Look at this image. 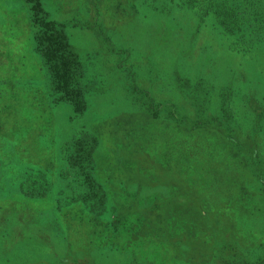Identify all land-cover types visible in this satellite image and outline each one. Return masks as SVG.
<instances>
[{
    "label": "rangeland",
    "instance_id": "obj_1",
    "mask_svg": "<svg viewBox=\"0 0 264 264\" xmlns=\"http://www.w3.org/2000/svg\"><path fill=\"white\" fill-rule=\"evenodd\" d=\"M152 3L156 7L141 6L139 0H40L81 66L80 109L57 100L49 90L32 38L28 4L0 0V200L10 205L0 213V246L2 234L10 237L12 231L5 218L15 213L11 219L16 225L38 223L63 234L64 241L56 248L60 256L63 250L66 256L95 246L102 252L117 251L105 257L115 258L116 264L128 263L130 256L142 264H264L263 195L256 192L258 183L251 180L243 153L230 152L233 146L225 142V130L214 135L178 131L172 116L161 112L152 118L141 108L145 91L156 101L177 104L188 101L181 95L183 86L201 85L205 104L224 91L231 115L222 106L221 116L234 119L236 133L249 134V149L257 148L256 154L264 158V120L259 128L249 109L258 107L264 117V64L261 70L228 50L209 28L198 29L194 12L176 5L178 0ZM215 106L213 102L211 108ZM83 131L94 138L93 169L108 205L126 203L131 208L121 228L112 233L102 231L103 223L81 220L76 209L69 212V206L56 203L71 198L83 185V178L75 170L68 172L59 154L70 136ZM158 136L161 142H156ZM166 147L170 153H165ZM177 150L186 160L184 173L178 169L181 158L174 160ZM130 157L148 164L141 179L121 167L122 158ZM196 166H201L200 171ZM36 173L46 175L47 196L20 199L18 184ZM171 187L176 193L168 197ZM57 192H62L61 197ZM152 195L160 196L158 206L169 203V227L181 233L176 239L144 244L151 233L138 239L132 235L134 225L148 219L144 204ZM43 247V253L50 251ZM38 248L39 243L33 242L25 253L35 255ZM221 256L229 263L219 262ZM0 264L7 263L0 259Z\"/></svg>",
    "mask_w": 264,
    "mask_h": 264
},
{
    "label": "trees",
    "instance_id": "obj_2",
    "mask_svg": "<svg viewBox=\"0 0 264 264\" xmlns=\"http://www.w3.org/2000/svg\"><path fill=\"white\" fill-rule=\"evenodd\" d=\"M29 6L30 11V23L34 28L32 38L35 43V50L39 57L42 59L45 72L49 78V90L52 95H56V99L59 101L72 102L74 105L83 109V96L79 85V79L81 77V66L76 59L75 54L71 52V48L67 43L66 37L60 26L52 21L46 13L42 10L40 0H24ZM141 6L149 5L153 6V0H139ZM172 1V0H169ZM179 3L185 9L191 10L195 14L197 21V28H209L214 32L220 40L226 45L228 50L240 55L242 58L248 60L251 64L262 67L264 64V0H178ZM159 9L163 10L158 5ZM195 86V87H194ZM193 87L183 86L182 97H187L184 104H177L172 101L159 100L149 92H142L144 97L142 110L150 117H158L161 112H165L167 116H172V120L176 122V130L179 131H196L204 130L211 132L212 135L216 134L220 129H224L225 142L233 146L230 152L234 156L241 155L244 159L246 166L251 172V180H255L258 185L259 195H263L264 199V158L260 157L257 148H250L249 134L245 132L241 134V137L236 133L234 129L236 123L234 119H226L225 116H221L222 106H225V111L230 110L226 104V92L222 91L214 96H211L214 100H208L206 103V92L202 90L201 85H194ZM137 88V87H135ZM231 89L227 88L226 91ZM231 92V91H230ZM254 99H256L254 97ZM213 102L217 103L215 108H211ZM258 103V101H254ZM162 107V108H161ZM250 111L254 113L252 121L257 123L259 128L261 127V112H257L258 107L250 106ZM139 108V109H141ZM151 110V112H149ZM75 111V110H74ZM206 113H210L209 115ZM190 115V116H189ZM231 115V110L228 117ZM263 124V123H262ZM149 127V126H147ZM146 127V131L149 128ZM85 128V127H83ZM233 129L234 133L230 130ZM218 140H221L217 138ZM253 140V139H252ZM9 141V139H8ZM156 142H161V137L156 138ZM214 144L216 139L213 140ZM241 143V144H240ZM163 146H168L161 143ZM242 145V149H240ZM59 147V154L67 163V171L75 170L77 176L83 178V185L77 189L74 193L68 197L59 198L56 203H61L64 206H69L67 209L70 212L75 211V214L79 217H86L87 221L101 222L103 227L102 231L112 233L117 228H121L126 220L128 214L131 213L130 206L123 204L108 205L106 198L107 194L104 192L103 186L97 181L95 177L97 174L93 169V158L95 141L92 135L88 131L76 133L68 139L64 144ZM171 147V146H170ZM169 147L165 148V153H170ZM239 152H237V151ZM178 155L174 156L175 163L178 161V157L181 158L179 161V168L184 173L183 160L184 154L182 151L177 150ZM229 153V152H228ZM241 153V154H239ZM21 155V154H20ZM171 156V155H170ZM121 167L126 169L129 174H136V179H141L142 170H146L145 166L148 165L145 162H140L137 159L129 158L126 161L122 158ZM189 164H186V166ZM201 166L197 167L196 170L200 171ZM82 172V174H81ZM1 174V173H0ZM223 175L222 173H220ZM44 173H36V176L26 175L24 181L18 184V195L20 199H38L45 193L47 185V179ZM141 183V180H138ZM1 183V182H0ZM146 184V183H145ZM125 184H122L124 186ZM127 186V185H126ZM158 187V186H157ZM161 187V186H159ZM3 187L0 184V190ZM163 188V187H162ZM166 191V196L170 197L176 193L175 189ZM161 191L162 189H158ZM154 193V190L150 192ZM175 192V193H174ZM47 193V192H46ZM45 193V194H46ZM62 192H57V197ZM74 194V195H73ZM45 197L47 196L44 195ZM61 197V196H59ZM159 195H152L151 198L146 199L145 208L148 219L138 225H134L132 235H136L134 238L138 239V236H146L148 233L152 234L151 240H143L144 244L149 241H155L158 239H176L178 234L174 233L169 227V218L172 216V210L168 208L169 203L163 206H158L156 199ZM6 201V200H5ZM64 201V202H62ZM0 200V213L6 212L10 206ZM71 203V204H70ZM145 211V210H144ZM108 212L107 220L104 214ZM202 214V213H201ZM15 215V213L13 214ZM12 214L5 218L11 227L10 237L2 234L1 238L3 246H0V259L7 264H39L40 261L43 264H116V259L111 256L109 259L105 258L106 253H115L117 251L107 249L105 251L98 250L95 246H88V249L81 250L82 252H74L72 254H66L64 256L58 255L56 248L62 245L64 241L63 234L57 235L53 231L43 229L38 223L36 224H25V226L16 225L17 221L12 222ZM124 218V219H123ZM169 221V222H168ZM105 223V224H104ZM185 224V223H184ZM140 230V231H139ZM95 233V232H94ZM97 233V232H96ZM90 240L93 238V234L90 233ZM181 239L183 235L180 236ZM81 238V237H80ZM12 248L8 249V241ZM79 239V238H78ZM77 239V240H78ZM86 239V238H85ZM134 239V240H135ZM45 241L43 243L42 241ZM57 241L60 244H57ZM39 243V251H36L35 255L26 254V249L31 248V244ZM88 242V240H87ZM221 243L224 246L225 240ZM28 244V245H26ZM44 246V247H43ZM224 246H221L225 250ZM44 248H50L48 253H43ZM236 249L232 250V257L236 255L234 253ZM240 255H237L238 259ZM224 256L219 257V262H227ZM119 259V258H118ZM126 264H142L134 256L128 259Z\"/></svg>",
    "mask_w": 264,
    "mask_h": 264
}]
</instances>
